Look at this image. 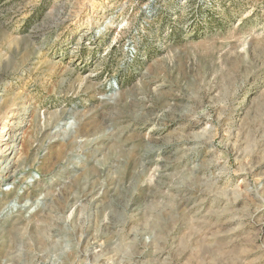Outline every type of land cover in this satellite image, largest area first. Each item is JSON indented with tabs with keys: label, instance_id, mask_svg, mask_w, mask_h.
Listing matches in <instances>:
<instances>
[{
	"label": "rangeland",
	"instance_id": "1",
	"mask_svg": "<svg viewBox=\"0 0 264 264\" xmlns=\"http://www.w3.org/2000/svg\"><path fill=\"white\" fill-rule=\"evenodd\" d=\"M0 264H264V0H0Z\"/></svg>",
	"mask_w": 264,
	"mask_h": 264
},
{
	"label": "bare ground",
	"instance_id": "2",
	"mask_svg": "<svg viewBox=\"0 0 264 264\" xmlns=\"http://www.w3.org/2000/svg\"><path fill=\"white\" fill-rule=\"evenodd\" d=\"M13 141V140H12ZM1 150H3V149H1ZM9 169H11L10 167H5V168H3L2 169V172H4V173H8L9 174ZM15 174V173H14Z\"/></svg>",
	"mask_w": 264,
	"mask_h": 264
}]
</instances>
